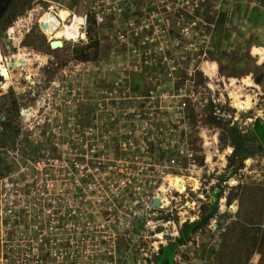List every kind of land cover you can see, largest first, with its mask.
I'll list each match as a JSON object with an SVG mask.
<instances>
[{
  "label": "rangeland",
  "instance_id": "obj_1",
  "mask_svg": "<svg viewBox=\"0 0 264 264\" xmlns=\"http://www.w3.org/2000/svg\"><path fill=\"white\" fill-rule=\"evenodd\" d=\"M46 1L13 0L12 21L0 32V48L15 56L16 68L0 85V126L9 136L2 141L0 133V264H134V249L113 247L101 226L110 231L119 218L125 221L122 207H131L134 184L155 181L157 189L173 175L201 179L199 195L208 191L216 199L212 206L210 198L197 200V207L203 205L195 224L210 217L188 241L177 238L174 264H248L256 232L245 234L241 226L264 224V153L253 135L255 120L264 121V0H223L208 27L211 61L193 56L185 41L181 53L170 41L160 52L157 44L134 37L141 33L139 0L134 23L126 11H113L126 0ZM47 7L64 20L88 14L87 40L40 31L35 20L39 16L41 26L50 13L41 8ZM93 8L104 12L100 26ZM50 43L57 50L50 51ZM165 53L176 68L163 60ZM64 55L85 62L87 83H48L57 82L44 76L51 57ZM2 61L8 73L10 63ZM113 65L119 68L111 70ZM31 75L43 83H26ZM153 83L160 87L154 96L163 100L149 105L143 97L158 89ZM110 91L136 99L108 101ZM143 106L155 115H123ZM21 109H29L25 118ZM126 127L135 133H97ZM192 146L194 162L187 156ZM177 159L180 165L173 164ZM169 179L177 189L185 181ZM195 197L190 192L184 206ZM104 234L108 242L100 245Z\"/></svg>",
  "mask_w": 264,
  "mask_h": 264
},
{
  "label": "built area",
  "instance_id": "obj_2",
  "mask_svg": "<svg viewBox=\"0 0 264 264\" xmlns=\"http://www.w3.org/2000/svg\"><path fill=\"white\" fill-rule=\"evenodd\" d=\"M139 2H142L141 10L143 13V18L139 21L141 24V33H135L133 36L138 38L141 37L144 40V45H147L148 43L157 44L160 52L164 51L163 42L170 41L169 44L172 46L173 51L181 53L185 41L187 42L185 45L189 48L188 51L192 52V50H194V53L192 54L193 56L196 55V47L198 41L201 39L202 29L208 28L207 25L213 23L214 18L219 17L223 5V0H221V2H218L217 0H139ZM123 5H125V8L122 7ZM52 9L53 7L47 12H51ZM135 9L134 0H126V3L121 4L120 7H114L113 11L114 13H122L126 11L127 14H129L128 16L132 17L130 18V23H134L133 15L137 13ZM91 14L96 26L103 24L105 19L104 12L101 11L100 8H93V13ZM68 23L70 24V27L75 26V28H79L77 33L80 35V39H78L77 42L87 40L88 29L91 24V19L88 14L78 16L71 13ZM39 28L41 31L42 27L40 25ZM121 36L122 39L125 38L124 33H122ZM167 44L168 43H166V45ZM165 54L163 60L165 62L169 61L167 64H171L173 65V68H176V61L172 60V58H169L168 55ZM196 60L197 58L192 59V63H195ZM117 68H119V65L111 66V70ZM8 73V75H11L13 78L14 74L11 67H8ZM2 75V70H0V81H2V79L6 80ZM190 76L192 75L190 74ZM30 84L33 85L35 83ZM118 84L119 82H115L113 83V86L118 87ZM153 84L158 87V89L150 91L147 97H143V99L148 101L149 105L153 101L159 100L162 102L161 100H163V96H154L155 92L157 93L158 90L160 91V87L157 83ZM109 93L110 98L107 100H118V104H123V102L127 100L133 102L136 99L132 96L127 97L124 94L123 96L115 95L116 91H110ZM38 106L39 105L36 107L38 108ZM29 109L34 110L33 108ZM29 109H21L20 116L25 118L22 115V111ZM148 110L149 109L144 106L140 108L130 107L123 110V115L131 117H153L155 113ZM105 130L116 131V133H101ZM105 130H99L97 133L116 135H132L135 133L133 127ZM144 130L148 132L147 129ZM2 132L3 128L0 126V133ZM187 156L192 162L195 161L196 153L193 146L190 154L187 153ZM180 163L179 159L173 161V164L180 165ZM205 164H207V162H205ZM204 168L206 169L207 167ZM162 174L164 176L166 175L164 172ZM169 177H180L186 181V185L181 188L183 193H181L179 189H175V187L168 181ZM191 181L192 183H190ZM199 182H201V179L199 178H187L185 175H173L167 177V183L166 179H164L162 185L157 189H155L157 185L155 181H153V183L141 182L134 184L132 187L133 189H131L135 192L131 193L134 197L131 207H122L124 209L123 211H125V221H120L121 218H119V221H117L118 225H116L114 229L110 228V231H107L105 225H102L101 227L105 231H103V233H110V235H112L113 240L111 244L115 248L119 247L120 243H125L132 247L135 253L134 264H158L160 253L169 244L176 243L177 238H180L183 224H195V222L199 220L203 204L197 207V200H207V198H210L208 204L211 206L216 202L215 193H209L207 187L205 188L207 191L206 197H201L204 192L201 191V187L198 186ZM139 184H142V187ZM140 190H143L144 193L141 194L139 192ZM190 192L196 196V201L193 198H190V201L192 202H185L186 205L184 206V200L189 198ZM199 192H201V195H199ZM172 195H174V197H172ZM224 198L226 200V210L229 207L227 193ZM156 201L159 202L158 207L153 206ZM221 201L222 199L219 200V205L222 210ZM230 209H232V207H230ZM125 223L127 224L126 226H124ZM109 238H111V236ZM107 242V237L104 234L100 245H105ZM110 255H112V253H110Z\"/></svg>",
  "mask_w": 264,
  "mask_h": 264
},
{
  "label": "flooded vegetation",
  "instance_id": "obj_3",
  "mask_svg": "<svg viewBox=\"0 0 264 264\" xmlns=\"http://www.w3.org/2000/svg\"><path fill=\"white\" fill-rule=\"evenodd\" d=\"M39 1L49 3L46 0H39ZM12 2H13V0H7L5 2V4L3 5V8L0 10V32L3 31L4 33H6V26L9 23H11V21H12L11 15H7L8 13L9 14L12 13V12H10ZM49 9L50 8H48V7L46 9L41 8L43 15H45L47 13L45 11H48ZM36 12H39V11L36 10ZM39 19L40 18L38 16L35 20L38 28H39V25H38ZM2 23H4V24H2ZM207 26L209 28L213 27L212 24H209ZM213 37H214L213 32L210 31V29H208V28L202 29V36H201V39L198 41L197 47H196V52H197L196 55H197L199 60L200 59L204 60L206 58H209V60L211 61V57H209V56L211 55L210 51L212 49H210L209 46H211V43L213 41ZM1 49L2 48H0V56L4 60H6L10 63L9 67L12 68V71L14 74L15 69H16V68H14L15 56L14 57L13 56L12 57H6V54H4ZM50 51L54 52L55 50H52L50 48ZM51 59H52L53 63L49 66L48 71L45 72L46 73V75H44L45 77H50V79L57 81L58 83H87L86 80L84 79L85 74L83 72V71H85V69H83V68L85 67L86 64L81 58L80 59H72V58L64 55L61 58L51 57ZM82 66H83V68H82ZM3 72H4V70H2V74H3ZM2 77L5 78L4 75H2ZM32 77H34V76L31 75L29 79L25 78V82L26 83H43L41 80H37V79L33 80ZM59 77H62V79H59ZM64 77H65V79H63ZM73 77H78V78L73 79ZM6 82H7L6 80L2 79V82H0V85L3 86ZM48 83H55V82L49 80ZM257 123L259 124L258 127H256ZM73 133H82V132L81 131H73ZM101 133H116V131L105 130V131H102ZM253 135H254L255 140L257 142L258 149L261 151V153H264V121L255 120V124L253 126ZM201 143H203V141H201ZM184 231H185V229L182 230L180 239L183 237ZM175 244H177V243L169 244L167 247H173Z\"/></svg>",
  "mask_w": 264,
  "mask_h": 264
},
{
  "label": "bare ground",
  "instance_id": "obj_4",
  "mask_svg": "<svg viewBox=\"0 0 264 264\" xmlns=\"http://www.w3.org/2000/svg\"><path fill=\"white\" fill-rule=\"evenodd\" d=\"M53 17H57L58 20L54 21ZM69 17H71V15H67V18L64 20V18L60 14L51 11L48 15L44 17L43 22H41V26L44 29V31L46 33H50L52 37L61 34L65 36L67 40L77 42V40L80 39V35L77 33L79 28L78 27L75 28V26L70 27V24L68 23ZM61 44H62L61 42H56L58 48L61 47ZM4 65H3L2 57L0 56V70L6 69V66ZM185 185H186V181H184L178 189L181 191V188ZM175 189L177 188L175 187Z\"/></svg>",
  "mask_w": 264,
  "mask_h": 264
},
{
  "label": "trees",
  "instance_id": "obj_5",
  "mask_svg": "<svg viewBox=\"0 0 264 264\" xmlns=\"http://www.w3.org/2000/svg\"><path fill=\"white\" fill-rule=\"evenodd\" d=\"M98 42H96V44L94 45V47L97 49L98 48ZM259 124H256V127H258ZM4 132V131H3ZM2 132V141L5 139H9L8 135H5ZM17 136V135H16ZM236 147H238V149L240 148V144L237 142L236 143ZM215 211V210H214ZM213 209L211 210V213H214ZM210 216L208 215V218ZM208 218L205 219V221H202L201 223H197V224H192L190 226H187L185 229V233L183 235V240L182 241H188L191 236L197 232L198 229H200L201 227H203L207 221ZM179 244H175L173 247H167L166 249H164L161 253H160V257L158 259V264H174V258L177 252V248H178ZM169 249V250H168ZM8 254V253H7Z\"/></svg>",
  "mask_w": 264,
  "mask_h": 264
},
{
  "label": "crops",
  "instance_id": "obj_6",
  "mask_svg": "<svg viewBox=\"0 0 264 264\" xmlns=\"http://www.w3.org/2000/svg\"><path fill=\"white\" fill-rule=\"evenodd\" d=\"M177 65H179V64H177ZM180 65L182 66V64H180ZM194 80H195V77H194ZM192 83H194V81ZM241 228L244 230L243 232H245V234H247V233L249 234L251 232H256L255 233V237H256L255 242H256V244H258V246L255 248V252L251 256L250 260L248 261V264H264V224L251 225V224L244 223V224H242ZM229 230H230V228L227 229V231H229ZM239 232H240V230H239ZM245 238H246V235H245Z\"/></svg>",
  "mask_w": 264,
  "mask_h": 264
},
{
  "label": "water",
  "instance_id": "obj_7",
  "mask_svg": "<svg viewBox=\"0 0 264 264\" xmlns=\"http://www.w3.org/2000/svg\"><path fill=\"white\" fill-rule=\"evenodd\" d=\"M6 1L7 0H0V10L3 8V5L5 4ZM53 18L55 19V21L58 20L57 17H53ZM54 46H55L54 43H50L51 49H56ZM3 75L5 77H8V73H7L6 70H4ZM23 112L24 111H22V115L24 116V113ZM153 206L158 207L159 206V202L158 201L154 202Z\"/></svg>",
  "mask_w": 264,
  "mask_h": 264
}]
</instances>
